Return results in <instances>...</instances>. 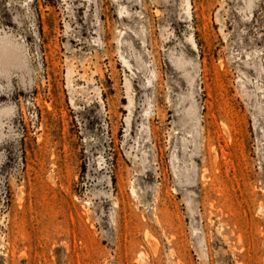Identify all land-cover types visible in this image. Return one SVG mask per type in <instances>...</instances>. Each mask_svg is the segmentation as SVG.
<instances>
[{
  "label": "rangeland",
  "instance_id": "374dc122",
  "mask_svg": "<svg viewBox=\"0 0 264 264\" xmlns=\"http://www.w3.org/2000/svg\"><path fill=\"white\" fill-rule=\"evenodd\" d=\"M0 264H264V0H0Z\"/></svg>",
  "mask_w": 264,
  "mask_h": 264
},
{
  "label": "bare ground",
  "instance_id": "6f19581e",
  "mask_svg": "<svg viewBox=\"0 0 264 264\" xmlns=\"http://www.w3.org/2000/svg\"><path fill=\"white\" fill-rule=\"evenodd\" d=\"M125 60V59H124ZM208 171V170H207ZM262 208V207H261Z\"/></svg>",
  "mask_w": 264,
  "mask_h": 264
}]
</instances>
